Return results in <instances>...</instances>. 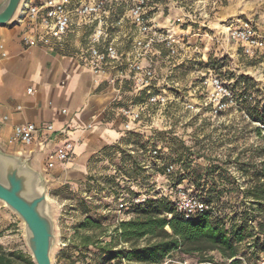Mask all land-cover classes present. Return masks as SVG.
I'll return each instance as SVG.
<instances>
[{
  "label": "rangeland",
  "instance_id": "374dc122",
  "mask_svg": "<svg viewBox=\"0 0 264 264\" xmlns=\"http://www.w3.org/2000/svg\"><path fill=\"white\" fill-rule=\"evenodd\" d=\"M29 1L33 3L36 0ZM239 6L241 9H247L246 13L249 14L257 11L255 0H237V2L221 5L218 8V15L224 19L229 13L237 11ZM215 11L209 9V16L205 20L198 18L200 23H205L211 29L207 31L210 33L209 36H212L213 29L219 21ZM168 17L173 19L174 14L171 12ZM163 18L164 15L160 16L159 20L162 22ZM12 23V21L8 22L3 29L5 30ZM186 39L188 42H182V44L187 51H180L177 57L178 65L167 67L163 58L159 60L157 66L159 86L165 87L164 90L169 99L164 107L144 106L141 133L157 135L159 141L166 138L169 144L177 139L179 143L175 145L176 153L180 156L186 155L191 161L189 166L192 170L191 179L194 180L197 173L202 172L201 181L206 180L205 191L212 196L213 202L219 203L226 210H241L247 203L244 194L233 191V185L224 181L219 182L217 187L212 189L208 179L210 176L207 173L210 172L211 164L220 166L224 174L227 173L228 179L235 181L240 190L257 180L258 173L264 172V156L260 153V147L264 143V122L259 120L261 114L264 117V55L246 56L235 45L227 46L222 39L212 41V38L203 34L200 37ZM211 71L219 74L231 92V96L224 100L226 103L216 114L213 113L212 106L207 103L208 100L203 97L204 90L203 94L196 93L194 96L189 93L190 87L198 84L195 77L202 72L209 74ZM129 88V86L124 87L123 98L115 101V107L118 104L137 101L128 92ZM186 101L196 103L201 109L198 112L189 110L185 106ZM158 129L167 136L162 137L161 132L157 134ZM153 136L148 141H152ZM145 139H147L145 136L137 133H128L111 145L106 153L105 147L100 149L101 155L97 153L94 159L99 165L93 163L86 177L79 179L76 184H73L74 186L64 184L67 189L66 193H63L65 197L61 200L54 199L52 184L48 180L47 196L52 204L57 237V244L51 253L53 264H70L72 246L77 244L84 246L87 241L90 242L89 247H91V251L87 253L93 263L103 260L104 255L99 249L102 246L123 247L118 246V239L115 237L113 228L107 227V224L113 220L114 214L103 215L101 210L107 206L113 207L119 193L125 195L132 193L135 183L137 184L139 180L144 181L139 173L143 172L142 165L134 162L126 144L144 147ZM5 146L6 148L3 147L5 150L13 147L11 144ZM127 176L133 178L132 183L124 178ZM261 182H264V175ZM121 188L126 190L125 193ZM88 215L102 220V227L94 230L77 228V224ZM135 215L134 213L131 216L135 217ZM65 239L70 240L71 248L69 246L65 254L60 257L59 254L63 248L59 242ZM152 241L154 239L144 237L136 244L141 246ZM0 248L4 251L20 249L31 256L24 240L22 221L1 200ZM210 255L221 261L217 252L211 251ZM175 256L176 259L183 258L180 254ZM188 260L191 263L198 261L194 257H188Z\"/></svg>",
  "mask_w": 264,
  "mask_h": 264
},
{
  "label": "built area",
  "instance_id": "2783aa9c",
  "mask_svg": "<svg viewBox=\"0 0 264 264\" xmlns=\"http://www.w3.org/2000/svg\"><path fill=\"white\" fill-rule=\"evenodd\" d=\"M218 3L219 0H36L33 3L24 0L20 16L10 25H26L22 42L28 47L46 46L52 41L60 42L75 27H82L87 34L81 60L96 79H105L114 87V101L123 98L124 87H130L128 92L134 98L145 92L144 100L118 104L115 107L121 119L122 133L134 134L141 133L144 106L164 107L168 103L169 96L165 87L159 86L157 66L161 58L167 67L178 65L180 51H187L182 44L187 41V37H200L203 34L212 38V41L222 39L227 46L235 45L246 56L264 55V26L259 25L252 16L229 15L217 22L214 33L209 36L207 31L211 29L205 23H200L198 18L207 19L208 10H215ZM171 12L174 14L173 19L168 17ZM163 15L161 22L159 17ZM3 27L0 25V29ZM7 56L6 44L0 34V61ZM195 80L198 84L190 87V95L203 94L204 90L203 97L212 106L213 113H218L226 103L224 100L231 96L222 78L211 71L209 74L202 72ZM33 92V87L27 88L28 94ZM185 106L195 112L201 109L192 101H186ZM8 119L7 114L0 116V129ZM90 126L89 124L88 127ZM45 128L51 129L52 126L48 124ZM36 130V125L30 121L15 124L9 141L29 145ZM152 141L144 147L132 144L126 146L130 155L144 157L139 162L142 166L150 168V160L155 167L163 166L164 173L156 174L155 190L171 198L176 211L186 219L207 211L215 213L213 204L194 195L185 179L175 186L171 185L170 176L177 170V164L170 160L163 162L158 156L162 144H154ZM73 149L74 140L66 139L48 154L46 169L54 167L57 162L65 163ZM152 194L138 187L128 196L119 193L113 207L107 206L101 210L103 215L114 214L113 220L106 226L113 228L115 233L114 229L118 224L131 217L126 210L132 205L147 202ZM69 242V239H65L59 244L61 248H65ZM118 246L128 248V243L121 242ZM75 254H79V251H75ZM239 258L243 264H264V254L255 263H248L242 256ZM107 264H128V261L121 257L112 259ZM160 264L216 263H191L188 258L176 259L175 253L171 252Z\"/></svg>",
  "mask_w": 264,
  "mask_h": 264
},
{
  "label": "crops",
  "instance_id": "0c3cea01",
  "mask_svg": "<svg viewBox=\"0 0 264 264\" xmlns=\"http://www.w3.org/2000/svg\"><path fill=\"white\" fill-rule=\"evenodd\" d=\"M223 1L219 0L215 9L218 20H222L218 15L221 5L237 2ZM255 3L257 11L253 13H246L247 9L239 6L226 17L252 16L264 26V0H255ZM25 31V24L0 29L8 52L0 61V116L9 117L0 129V145L6 148V144H11L13 147L7 148L9 152H33L32 163L50 180L54 199L61 200L67 189L64 184L74 186L79 179H84L96 163L94 159L99 150L105 147L106 153L123 138L121 119L114 106L116 92L105 79H96L83 64L81 54L87 32L82 27H75L60 42L36 47L24 45ZM28 87H33L34 92L28 94ZM29 121L37 127L32 143L10 142L13 126ZM48 124L51 129L45 128ZM66 139L74 140L69 160L57 162L44 172L48 154Z\"/></svg>",
  "mask_w": 264,
  "mask_h": 264
},
{
  "label": "trees",
  "instance_id": "16d2710c",
  "mask_svg": "<svg viewBox=\"0 0 264 264\" xmlns=\"http://www.w3.org/2000/svg\"><path fill=\"white\" fill-rule=\"evenodd\" d=\"M144 96L145 92L136 100H144ZM259 120L264 122L262 114ZM160 132L161 129H158L157 134ZM137 134L147 138L143 145L149 143L148 140L153 136L143 133ZM161 136L165 138L167 135L162 131ZM153 137L152 143L159 142L162 144L158 155L161 160L163 162L170 160L177 164V170L170 176L171 185L175 186L182 179H185L187 186L191 188L194 195L213 204L215 213L208 211L198 213L190 219L179 214L171 198L155 190L154 175L163 174L164 169L163 166L155 167L153 161L150 160V168L141 166L143 172L139 173L141 174L140 178L144 181L139 180L137 184L135 183V187L141 188L149 194L153 193L152 196L143 204L130 206L126 213L130 215L135 213V217L131 216L130 219L121 221L114 229L118 244L126 242L129 244L128 248L102 246L99 249L104 255L103 260L99 263H93L87 253L91 251L90 242L87 241L84 246L82 245L83 247L79 244L72 246L70 264H107L108 261L121 257H124L128 264H160L165 256L171 252L180 254L183 258L194 257L198 261L216 264H243L240 256L244 257L248 263H255L259 260L264 254V182H261L264 172L258 173L257 180L252 184L239 190L235 181L229 180L227 173L224 174L220 166L211 164L210 172L207 173L210 176L208 179L211 188H216L221 181L228 182L229 185H233V191H240V194H244L247 202L241 210H226L219 203L213 202L212 196L206 193V180L201 181L202 172L197 173L198 175L194 180L191 179L190 172L192 170L189 167L191 164L189 157L180 156L175 150L177 148L175 145L179 141L175 139L169 144L166 138L159 141L157 135ZM260 153L264 156V143L260 147ZM175 154H177L176 157ZM130 156L137 164L143 160L141 155ZM124 178L130 183L133 181L130 176ZM135 187H132V193L135 192ZM121 190L124 193L126 191L123 188ZM102 224V220L94 219L88 215L77 224V228L94 230L101 228ZM144 237H149L154 241L137 246L136 243ZM247 241L251 243L245 244L244 242ZM69 246L68 244L62 252L60 251V257L65 254ZM75 251H79V254H75ZM211 251L217 252L221 261L210 255ZM0 264L35 263L30 255L20 249L4 251L0 248Z\"/></svg>",
  "mask_w": 264,
  "mask_h": 264
},
{
  "label": "water",
  "instance_id": "95a60500",
  "mask_svg": "<svg viewBox=\"0 0 264 264\" xmlns=\"http://www.w3.org/2000/svg\"><path fill=\"white\" fill-rule=\"evenodd\" d=\"M24 0H0V25L14 22ZM33 152L15 153L0 145V200L23 223L25 243L35 264H53L57 244L52 204L47 196L49 181L32 163Z\"/></svg>",
  "mask_w": 264,
  "mask_h": 264
}]
</instances>
